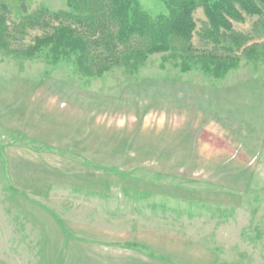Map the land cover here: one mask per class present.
Wrapping results in <instances>:
<instances>
[{"label": "rangeland", "instance_id": "rangeland-1", "mask_svg": "<svg viewBox=\"0 0 264 264\" xmlns=\"http://www.w3.org/2000/svg\"><path fill=\"white\" fill-rule=\"evenodd\" d=\"M3 3L12 30L22 13L70 10ZM194 18L195 55L237 57L222 77L173 52L86 75L49 49L23 54L44 27L12 32L20 52L0 48V264H264V20L233 21L249 56L204 38L203 7Z\"/></svg>", "mask_w": 264, "mask_h": 264}, {"label": "trees", "instance_id": "trees-1", "mask_svg": "<svg viewBox=\"0 0 264 264\" xmlns=\"http://www.w3.org/2000/svg\"><path fill=\"white\" fill-rule=\"evenodd\" d=\"M70 10L50 11L46 8L22 13L13 30L8 24V4L0 12V48L6 52H20L10 47L8 38L22 27L27 35L31 26L46 29L32 43L23 48V54L36 56L49 49L53 62L72 59L77 69L86 74L101 75L114 66L136 68L148 56L162 52L187 55L198 59L203 68L216 77H222L236 65V58L221 56L214 51L195 55L193 43L197 22L194 12L203 7L207 23L203 30L206 40L215 45L223 41L228 52L244 49L249 56L257 50L247 46L248 36L234 29L233 21H243L245 15H258L264 20V0H164L166 12L152 15L139 0H67ZM58 21L54 24L50 21ZM199 57V58H198ZM184 61L188 71L193 63Z\"/></svg>", "mask_w": 264, "mask_h": 264}]
</instances>
